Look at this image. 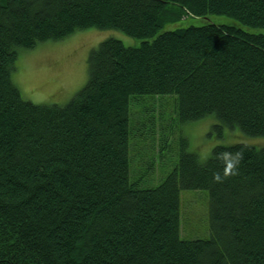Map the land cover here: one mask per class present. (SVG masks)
Masks as SVG:
<instances>
[{
    "label": "trees",
    "instance_id": "trees-1",
    "mask_svg": "<svg viewBox=\"0 0 264 264\" xmlns=\"http://www.w3.org/2000/svg\"><path fill=\"white\" fill-rule=\"evenodd\" d=\"M89 27L140 41H100L64 105L23 99L18 49ZM141 95L173 96L180 124L212 114L264 137V0H0V264H264V145L201 161L180 137L144 186L128 150ZM182 189L207 191L209 237L180 236Z\"/></svg>",
    "mask_w": 264,
    "mask_h": 264
},
{
    "label": "rangeland",
    "instance_id": "rangeland-1",
    "mask_svg": "<svg viewBox=\"0 0 264 264\" xmlns=\"http://www.w3.org/2000/svg\"><path fill=\"white\" fill-rule=\"evenodd\" d=\"M208 19L220 23L232 20L225 15H208ZM109 37L127 46L140 41L116 29L77 30L59 40H46L32 48L18 49L11 80L25 100L64 105L88 78L89 52ZM141 96L133 98L130 104L128 150L134 171L144 172V186L157 185L172 169L177 162L180 137L186 139V149L195 152L201 161L218 144L264 145L262 136L246 135L236 127H214L219 122L212 114L180 124L173 96ZM179 196L180 236L184 239L209 237L207 191L182 189Z\"/></svg>",
    "mask_w": 264,
    "mask_h": 264
},
{
    "label": "clouds",
    "instance_id": "clouds-1",
    "mask_svg": "<svg viewBox=\"0 0 264 264\" xmlns=\"http://www.w3.org/2000/svg\"><path fill=\"white\" fill-rule=\"evenodd\" d=\"M227 155H230L232 157V165H235V164H238L239 163V153H236V154H227ZM215 179H220L221 177L219 175L215 176L214 177Z\"/></svg>",
    "mask_w": 264,
    "mask_h": 264
}]
</instances>
